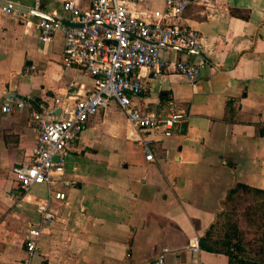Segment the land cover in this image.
Listing matches in <instances>:
<instances>
[{
    "label": "crops",
    "instance_id": "crops-1",
    "mask_svg": "<svg viewBox=\"0 0 264 264\" xmlns=\"http://www.w3.org/2000/svg\"><path fill=\"white\" fill-rule=\"evenodd\" d=\"M71 22L92 0H2ZM139 18L164 11L163 0L126 2ZM38 17V16H37ZM18 15L0 5V264H25V239L52 191L55 218L44 227L29 264H230L200 240L238 184L264 190V0H198L181 22L198 30V52L162 51L166 61L204 63L197 87L171 67L160 79L142 70L134 105L159 117L182 114L171 136L134 128L110 101L92 116L66 153L73 187L20 188L13 167L29 163L38 133L29 111L6 114L11 98L43 102L48 120H64L93 90V78L62 62L64 32L44 43ZM186 124L182 130L181 125ZM151 141L148 161L142 139ZM197 243L199 252L191 245Z\"/></svg>",
    "mask_w": 264,
    "mask_h": 264
},
{
    "label": "built area",
    "instance_id": "built-area-1",
    "mask_svg": "<svg viewBox=\"0 0 264 264\" xmlns=\"http://www.w3.org/2000/svg\"><path fill=\"white\" fill-rule=\"evenodd\" d=\"M128 1L141 0H92L87 11H81L74 2L66 3L64 10L72 15L71 22L80 27H66L30 11L2 6L4 11L23 18L24 25L37 31L44 43L63 30V64L87 73L94 80L93 90L78 100L74 111L64 120H48V107L43 102L15 97L3 103L2 111L6 114L28 110L30 122L38 133L31 161L12 170L22 190L28 191L40 184L61 185L64 189L73 187L72 180L65 177L67 150L80 138L88 120L110 101L116 102L129 123L142 132L156 130L171 136L182 123V114L159 117L145 112L134 105L132 96L144 90L142 70H148L153 79H160L172 67L177 74L185 76L192 87H197L204 63L182 59L166 61L161 52L200 51L201 33L181 22L186 8L198 0H163L165 10L155 12L150 17L152 20L130 12L125 5ZM142 146L147 160L153 161L151 141L143 138ZM66 196L64 191H52L48 201L38 205L41 218L27 230L25 264L30 263L36 252L44 227L56 217L49 207L50 200L64 201ZM191 248L199 252L197 243ZM168 253V248L162 249L155 264H164Z\"/></svg>",
    "mask_w": 264,
    "mask_h": 264
},
{
    "label": "rangeland",
    "instance_id": "rangeland-1",
    "mask_svg": "<svg viewBox=\"0 0 264 264\" xmlns=\"http://www.w3.org/2000/svg\"><path fill=\"white\" fill-rule=\"evenodd\" d=\"M263 197L239 190L218 215L205 238L222 249L224 241L239 244L243 255H254L264 239V208H259Z\"/></svg>",
    "mask_w": 264,
    "mask_h": 264
},
{
    "label": "trees",
    "instance_id": "trees-1",
    "mask_svg": "<svg viewBox=\"0 0 264 264\" xmlns=\"http://www.w3.org/2000/svg\"><path fill=\"white\" fill-rule=\"evenodd\" d=\"M239 190L261 195L263 200L259 205V208H264V190L255 189L244 184H238L234 188L230 189L225 203H227ZM207 236H209V231ZM261 243L262 245L256 249L255 254L252 256H244L242 246L239 244H232L230 241H224L222 243L223 248L219 249L212 245L206 238H203L200 240V247L206 251L226 254L229 258L230 264H264V239Z\"/></svg>",
    "mask_w": 264,
    "mask_h": 264
},
{
    "label": "water",
    "instance_id": "water-1",
    "mask_svg": "<svg viewBox=\"0 0 264 264\" xmlns=\"http://www.w3.org/2000/svg\"><path fill=\"white\" fill-rule=\"evenodd\" d=\"M0 5L8 6V7H11V8H15V9H18V10L23 11V12L30 11L35 16L42 17V18L57 22V23H59V24H61L63 26H66V27H80L81 26L80 24L72 23V22H69L67 20H64V19H61V18H58V17H53V16L48 15L46 13L40 12V11H38L36 9H31L30 10L29 8H26V7H23V6H20V5H16V4H13V3H9L7 1L0 0ZM186 126H187L186 124L181 125V129L185 130ZM56 159L57 158H55V160Z\"/></svg>",
    "mask_w": 264,
    "mask_h": 264
}]
</instances>
